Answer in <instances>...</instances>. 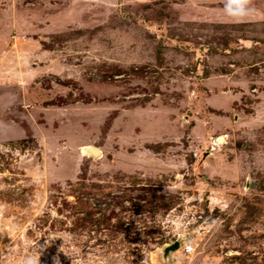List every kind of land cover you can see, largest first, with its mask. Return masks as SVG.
Segmentation results:
<instances>
[{
    "label": "rangeland",
    "instance_id": "1",
    "mask_svg": "<svg viewBox=\"0 0 264 264\" xmlns=\"http://www.w3.org/2000/svg\"><path fill=\"white\" fill-rule=\"evenodd\" d=\"M225 3L0 0V264H264V0Z\"/></svg>",
    "mask_w": 264,
    "mask_h": 264
},
{
    "label": "clouds",
    "instance_id": "2",
    "mask_svg": "<svg viewBox=\"0 0 264 264\" xmlns=\"http://www.w3.org/2000/svg\"><path fill=\"white\" fill-rule=\"evenodd\" d=\"M225 15L229 17H242L248 14V0H226L223 9ZM26 264H35L33 259H28Z\"/></svg>",
    "mask_w": 264,
    "mask_h": 264
},
{
    "label": "bare ground",
    "instance_id": "3",
    "mask_svg": "<svg viewBox=\"0 0 264 264\" xmlns=\"http://www.w3.org/2000/svg\"><path fill=\"white\" fill-rule=\"evenodd\" d=\"M217 142L221 143L222 142V137L218 138ZM81 149H82V153L91 154L94 158H100V156H101V151L98 148H95L93 146L85 145ZM180 240H183V239H180ZM179 247H180V245H179Z\"/></svg>",
    "mask_w": 264,
    "mask_h": 264
},
{
    "label": "built area",
    "instance_id": "4",
    "mask_svg": "<svg viewBox=\"0 0 264 264\" xmlns=\"http://www.w3.org/2000/svg\"><path fill=\"white\" fill-rule=\"evenodd\" d=\"M182 246H183L182 250L186 254L193 251V246L187 241H185Z\"/></svg>",
    "mask_w": 264,
    "mask_h": 264
},
{
    "label": "water",
    "instance_id": "5",
    "mask_svg": "<svg viewBox=\"0 0 264 264\" xmlns=\"http://www.w3.org/2000/svg\"><path fill=\"white\" fill-rule=\"evenodd\" d=\"M179 247L178 242H175L173 245L166 248L165 252L168 254L170 251H175Z\"/></svg>",
    "mask_w": 264,
    "mask_h": 264
}]
</instances>
